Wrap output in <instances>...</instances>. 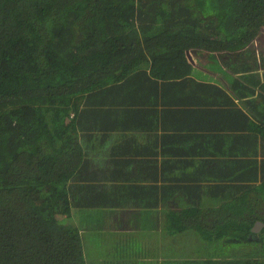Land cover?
<instances>
[{
    "label": "trees",
    "instance_id": "trees-1",
    "mask_svg": "<svg viewBox=\"0 0 264 264\" xmlns=\"http://www.w3.org/2000/svg\"><path fill=\"white\" fill-rule=\"evenodd\" d=\"M198 56L230 70L243 106L228 116L264 137V0H0V264H119L125 253L140 257L129 264H264V178L248 168L207 193L182 190L186 205L165 212V227L185 241L161 259L92 241L97 228L74 217L110 203L100 176L120 173L113 146L135 138L125 110L141 117L156 78L163 89L188 78L215 106L220 88L189 77ZM108 138L116 168L98 176ZM104 250L109 261L95 258Z\"/></svg>",
    "mask_w": 264,
    "mask_h": 264
},
{
    "label": "crops",
    "instance_id": "crops-1",
    "mask_svg": "<svg viewBox=\"0 0 264 264\" xmlns=\"http://www.w3.org/2000/svg\"><path fill=\"white\" fill-rule=\"evenodd\" d=\"M199 58L193 57L189 77L220 88V91H215L212 99L216 102L215 106L203 102L207 93L192 90L188 78L184 80L176 77L167 82L165 89L162 88L165 80L156 78V90L150 91V87L140 93L144 99L141 117H135L133 111L125 110V113L131 114L129 118L135 127L130 132L135 134V138L126 141L123 147H114L113 138H108L106 146L104 144L105 147L102 146L94 154L101 168V162L105 163L102 161L105 149L113 146L115 161L125 164L117 168L120 173L109 180L100 176L99 183H102V189L107 190L110 201L102 207V212L105 217L109 213L110 220L106 223V218L100 217L95 223L90 222L91 227L86 228H97L96 232L101 235L110 232L109 239H115L121 248H126L124 244L130 242L128 237L131 234L136 235L138 240L139 233L147 231L153 241L145 242V247L152 248L146 251L161 259L164 248L160 246L158 235H163L166 229L165 212L186 205L182 198L184 188L201 184L199 186L207 193L209 185L218 183L223 173L233 177V174H239L246 168L256 173L255 184H260L264 178L262 133L249 132L228 116L232 109L243 106V101H239L232 90L234 81L228 73L230 70L212 58ZM205 109L218 113L209 119ZM206 119L207 127H204ZM190 150L193 153L189 154ZM183 158L189 161L192 159L196 166H183ZM109 168L113 170L116 166L111 165ZM196 173L197 177L194 176ZM184 178L188 180L185 183L182 182ZM172 243L176 253L175 250L181 248L180 240L173 238ZM141 245L143 247L144 243L141 242ZM101 254L95 258L104 261ZM106 258L108 261L111 259ZM123 258L130 259V262L134 258L140 259L139 255L130 256L126 253ZM126 260L121 259L119 264H129Z\"/></svg>",
    "mask_w": 264,
    "mask_h": 264
},
{
    "label": "rangeland",
    "instance_id": "rangeland-1",
    "mask_svg": "<svg viewBox=\"0 0 264 264\" xmlns=\"http://www.w3.org/2000/svg\"><path fill=\"white\" fill-rule=\"evenodd\" d=\"M110 157L111 156H106V153H105V156H103L102 161H104L105 163L102 164V162H101V170L100 171L98 170L99 172H97V175L98 176H100V172H101V174H103V173H105L107 171V169H105V168L111 166L112 161L110 160ZM78 211H79V214L77 213V210H76V215L74 217L76 219L82 220L84 223H86V226L87 227H89V226L91 227V223H90L91 221H94L95 219H98L99 220L100 217H105V216H103V213L104 212H102L101 210H98V211H95L94 210V211H92V209L87 210L85 208H79ZM105 213H107V212H105ZM108 214L105 217L106 218V223H108V221L110 220V217H111V215H108ZM89 215H91V216H89ZM102 224H104V222ZM259 230H257V232ZM139 234H140V239H138V240L136 239V235L134 236L133 234H131L128 237V239L131 241V246L133 247V248L131 247V251H136V249L137 250H141L142 249L143 250V253H144V252H147L146 250H148V251L151 250L152 249L151 247H148V246L145 247V242L147 241L148 243H151L153 241V238L151 236L148 237L147 231H142ZM119 235H121V234L119 233ZM109 236H110V232H109V234L106 233V234H103V235H101V233H99V232H95V233H93L91 235L92 241H101L104 244L106 242H108ZM113 236H114V234H113ZM158 236H159L160 246H162L164 248V250H166V251L167 250H171L172 245H174L172 243L173 242V238H175L177 240L179 239L180 242L185 241L184 240L185 238L183 236H178L177 237V236H175V234L169 235V228H168V230L167 229L164 230L163 235H161V236L158 235ZM141 242L144 243V246L143 247L141 245ZM90 244H92V242H90ZM192 244H193V247L191 248V250L193 252V249H195L197 245H196V242H193ZM93 245H91L90 247H88V251H90V252L92 251ZM122 247H123V245H122ZM102 253H103L102 256H103L104 259H106V256H109L110 257V254L107 252V250H104ZM146 256H147V254H146ZM139 264H145V263L140 262Z\"/></svg>",
    "mask_w": 264,
    "mask_h": 264
},
{
    "label": "water",
    "instance_id": "water-1",
    "mask_svg": "<svg viewBox=\"0 0 264 264\" xmlns=\"http://www.w3.org/2000/svg\"><path fill=\"white\" fill-rule=\"evenodd\" d=\"M262 225L263 223L261 221H256L251 230L253 232H257V230H259Z\"/></svg>",
    "mask_w": 264,
    "mask_h": 264
},
{
    "label": "clouds",
    "instance_id": "clouds-1",
    "mask_svg": "<svg viewBox=\"0 0 264 264\" xmlns=\"http://www.w3.org/2000/svg\"><path fill=\"white\" fill-rule=\"evenodd\" d=\"M200 59V58H199Z\"/></svg>",
    "mask_w": 264,
    "mask_h": 264
}]
</instances>
